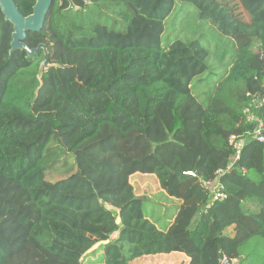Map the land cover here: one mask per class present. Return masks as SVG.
Here are the masks:
<instances>
[{
    "label": "trees",
    "instance_id": "trees-1",
    "mask_svg": "<svg viewBox=\"0 0 264 264\" xmlns=\"http://www.w3.org/2000/svg\"><path fill=\"white\" fill-rule=\"evenodd\" d=\"M72 1L77 10L53 0L25 44H45L52 66L42 77L83 50L101 95L84 102L55 87L38 108L44 55L11 50L0 10V113L39 120L11 133L0 122V264H81L86 254L134 264L172 252L188 264H264V141L243 113L255 95L264 124V0H180L196 13L178 35L167 32L176 0ZM13 2L32 12L34 0ZM65 103L81 120L37 119ZM232 135L243 140L237 159ZM15 138L31 142L14 148ZM136 173L180 202L168 224L145 212ZM214 181L226 198L211 200Z\"/></svg>",
    "mask_w": 264,
    "mask_h": 264
},
{
    "label": "rangeland",
    "instance_id": "rangeland-1",
    "mask_svg": "<svg viewBox=\"0 0 264 264\" xmlns=\"http://www.w3.org/2000/svg\"><path fill=\"white\" fill-rule=\"evenodd\" d=\"M196 10L186 1L176 0V4L169 15L168 28L167 32H170L172 35H178L179 29L182 26H191L195 21V12ZM195 12V13H194ZM166 32V33H167ZM222 45H225L224 41L220 42ZM85 52L83 50L77 51L74 54V60L72 66L69 69L63 68H53L45 72L42 77L41 89L37 92V99L34 104V107H40L50 100V98L55 94V87L63 88L65 91L74 94L76 98L85 100H90L93 97L99 98L101 89L95 88L96 83L100 79V74L95 69H92L85 62L84 57ZM206 88L202 91H205ZM97 110L102 109V105L97 103L95 104ZM44 113L36 112V117L44 116L48 118L47 125L52 126V123H66L73 120H81L82 116L77 113V109L71 106L68 103L63 104L57 111H54L48 107L46 110H43ZM53 116L54 122L50 121V116ZM0 122L5 125L4 129H8L9 133L13 131H25L31 127H34L36 123H39V120H24L19 118L16 114L13 113H0ZM30 139L15 138L13 139L12 147H24L26 146ZM34 142L38 139L32 140ZM53 178H55L53 176ZM130 182L135 189V193L145 199L144 209L145 212H150L153 209L156 210L158 207L161 209L163 205L174 206L173 204H168L170 198L159 188L157 179L154 175H143L135 174L130 178ZM217 181L212 182L211 192L215 189ZM147 198V200H146ZM155 216V213H154ZM157 257H150L147 260H142L133 262L134 264H185L184 260H179L176 258H171L166 255H155ZM102 256H100V259ZM238 261V260H237ZM96 262L89 254L84 256L81 264H93Z\"/></svg>",
    "mask_w": 264,
    "mask_h": 264
},
{
    "label": "water",
    "instance_id": "water-1",
    "mask_svg": "<svg viewBox=\"0 0 264 264\" xmlns=\"http://www.w3.org/2000/svg\"><path fill=\"white\" fill-rule=\"evenodd\" d=\"M69 2L68 8L77 10L76 6L72 0H67ZM85 4L89 3V0H81ZM63 0H59V4H62ZM53 0H34V5L32 7V12L29 15L23 16L16 8L13 0H0V10L4 15L6 21H8L13 28L11 33V50L15 49H25L30 55L37 52L39 48L43 45H39L34 49H29L24 40L28 32L37 33L42 29L45 18L51 8ZM50 65L47 62L46 54L43 61L40 63L37 78L41 80L42 75L45 70L49 69ZM221 264H239V261H232L230 259H224Z\"/></svg>",
    "mask_w": 264,
    "mask_h": 264
},
{
    "label": "built area",
    "instance_id": "built-area-1",
    "mask_svg": "<svg viewBox=\"0 0 264 264\" xmlns=\"http://www.w3.org/2000/svg\"><path fill=\"white\" fill-rule=\"evenodd\" d=\"M250 95V94H247ZM252 98V102L248 105L247 108H245L243 110V113L245 115V119L246 121H256L257 123V127L254 131V135L255 138L258 141H264V124L259 121L258 119H256L255 115L252 113L251 111V104L252 103H256L257 101H259V98H255V95H251ZM229 144L232 146L233 150H234V154L232 156L233 159H237L238 158V153L239 150L241 149L242 145H243V140L237 138L235 135L230 136L229 138ZM229 168V166L227 167ZM186 174H190L193 175L192 172L188 171L186 172ZM222 186L219 185V183L217 182L216 186L214 187L215 189L211 192V200H222L224 198H226V194L220 189Z\"/></svg>",
    "mask_w": 264,
    "mask_h": 264
},
{
    "label": "crops",
    "instance_id": "crops-1",
    "mask_svg": "<svg viewBox=\"0 0 264 264\" xmlns=\"http://www.w3.org/2000/svg\"><path fill=\"white\" fill-rule=\"evenodd\" d=\"M170 200H174V201H170L168 204H173L174 206L178 205L180 203L178 200H176L174 198H170ZM170 207H172V206L163 205V207H161V209L158 207L156 209L155 216L153 214V217L155 219H158L159 223L163 222L164 224H168L172 220L171 218L174 216V211L170 210L169 209ZM148 213H149V211H148ZM152 213H154V212L152 211ZM160 255H166V256H168V258L171 257V258H176V259H179V260H184L185 264H188V258L184 254L179 253V252H172V253H169V254H158V256H160ZM150 257L155 258L157 256H155V255L143 256V257L137 258L134 261L137 262V263H140L138 261L147 260Z\"/></svg>",
    "mask_w": 264,
    "mask_h": 264
},
{
    "label": "flooded vegetation",
    "instance_id": "flooded-vegetation-1",
    "mask_svg": "<svg viewBox=\"0 0 264 264\" xmlns=\"http://www.w3.org/2000/svg\"><path fill=\"white\" fill-rule=\"evenodd\" d=\"M38 33V32H37ZM37 33H32L33 35H36ZM27 35V34H26ZM26 39V38H25ZM24 43H25V40H24ZM39 45H45L44 43H40ZM36 48V47H35ZM46 47H41V48H39V50L37 51V52H34V53H38V52H40V51H42V53H43V55L45 56V54H46V58H47V49H45ZM32 49H34V48H32ZM44 56L42 57L43 59H44ZM43 61V60H42ZM49 64V63H48ZM50 65V67L52 66L51 64H49Z\"/></svg>",
    "mask_w": 264,
    "mask_h": 264
}]
</instances>
